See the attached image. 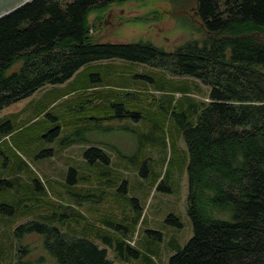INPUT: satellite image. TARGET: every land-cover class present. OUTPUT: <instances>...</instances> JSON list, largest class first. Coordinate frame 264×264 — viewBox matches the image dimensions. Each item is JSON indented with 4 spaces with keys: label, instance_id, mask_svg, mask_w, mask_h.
<instances>
[{
    "label": "trees",
    "instance_id": "trees-1",
    "mask_svg": "<svg viewBox=\"0 0 264 264\" xmlns=\"http://www.w3.org/2000/svg\"><path fill=\"white\" fill-rule=\"evenodd\" d=\"M125 1L131 0H31L0 18V110L44 86L66 83L86 65L114 59L150 64L210 86L197 123L181 118L188 152L186 213L193 235L167 264H264V0H170L182 6L191 3L200 32L198 39L174 52L149 41L94 39L91 13H98L100 20L111 5ZM92 120L91 128L71 133L67 143L86 131L116 129L110 119ZM102 146L84 152L89 166L110 167V154ZM76 174L69 169L72 185L78 183ZM11 176L0 180V192L7 187L17 197L11 204H0V212L16 216L22 210L23 217L34 216L14 228L17 242L25 235H39L43 250L56 264H158L127 239L111 236V222H89L61 203L34 199V187L21 188L18 176ZM36 183V190L49 197L41 182ZM71 195L84 200L93 196ZM67 215L77 219L66 224ZM166 223L181 227L173 214ZM152 234L161 238L159 232ZM24 248L10 264H35L24 259ZM108 249L114 260L108 258Z\"/></svg>",
    "mask_w": 264,
    "mask_h": 264
},
{
    "label": "rangeland",
    "instance_id": "rangeland-1",
    "mask_svg": "<svg viewBox=\"0 0 264 264\" xmlns=\"http://www.w3.org/2000/svg\"><path fill=\"white\" fill-rule=\"evenodd\" d=\"M98 16L91 13L89 21L92 36L101 43L149 41L174 52L200 37L189 2L182 6L170 0H131L111 5L100 20ZM80 72L62 85L44 86L0 110V180L16 174L21 188L34 187V199L61 203L89 222L105 219L113 225L111 236L127 239L158 264H167L193 235L185 207L188 152L181 118L184 115L186 123L196 124L211 88L193 78L171 76L160 67L116 59L86 65ZM93 74L100 79L93 81ZM107 116L114 131H86L67 143L68 135L91 128L94 118L103 117L106 123ZM99 144L110 154L107 169L85 162L84 152ZM143 167L146 172L141 173ZM69 169L77 173V184L68 181ZM85 177L88 180L83 181ZM39 181L49 197L36 190ZM71 192L93 196L84 200ZM16 197L6 187L0 192V204H11ZM21 211L16 216L0 212V264L16 261L19 249L26 246L21 250L24 259L56 264L43 250L39 235L15 239L14 228L34 217H23ZM171 213L181 227L166 223ZM77 216L67 215L66 224ZM155 231L161 238L152 234ZM108 258L114 260L109 249Z\"/></svg>",
    "mask_w": 264,
    "mask_h": 264
},
{
    "label": "water",
    "instance_id": "water-1",
    "mask_svg": "<svg viewBox=\"0 0 264 264\" xmlns=\"http://www.w3.org/2000/svg\"><path fill=\"white\" fill-rule=\"evenodd\" d=\"M31 0H0V18L14 12Z\"/></svg>",
    "mask_w": 264,
    "mask_h": 264
},
{
    "label": "crops",
    "instance_id": "crops-1",
    "mask_svg": "<svg viewBox=\"0 0 264 264\" xmlns=\"http://www.w3.org/2000/svg\"><path fill=\"white\" fill-rule=\"evenodd\" d=\"M187 164H188V163H186V164H185V167H184V169H185V172H187ZM166 191H168L169 193H171V192H172V190H171V188H170V187H167V190H166ZM185 207L187 208V205H186V200H185ZM171 214L175 215L174 213H171Z\"/></svg>",
    "mask_w": 264,
    "mask_h": 264
}]
</instances>
